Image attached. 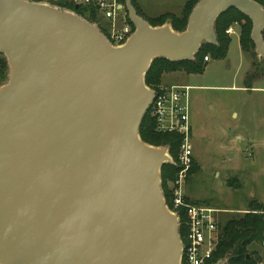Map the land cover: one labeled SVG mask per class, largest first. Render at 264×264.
<instances>
[{"label": "water", "instance_id": "1", "mask_svg": "<svg viewBox=\"0 0 264 264\" xmlns=\"http://www.w3.org/2000/svg\"><path fill=\"white\" fill-rule=\"evenodd\" d=\"M231 7L251 20L264 58L256 0H198L182 31L150 25L126 0L134 28L118 46L74 10L0 0L9 66L0 85V264H181L178 217L160 185L161 167L174 162L139 135L154 95L145 75L156 58L193 60L203 42L216 44L215 21Z\"/></svg>", "mask_w": 264, "mask_h": 264}, {"label": "rangeland", "instance_id": "2", "mask_svg": "<svg viewBox=\"0 0 264 264\" xmlns=\"http://www.w3.org/2000/svg\"><path fill=\"white\" fill-rule=\"evenodd\" d=\"M125 1L121 4V17L127 14ZM184 1L134 0L140 14L143 10L148 17H155L166 11L178 13ZM256 1L261 2L264 7V0ZM35 2L52 4V0ZM94 21L92 23L96 24L100 31H104L102 33L107 37L106 25L109 26V21L100 13L94 17ZM251 29L252 22L249 26L250 31ZM225 31L231 42L223 59H210L205 70L199 74L188 75L180 67L162 71L159 86L175 85L186 78V83L194 86L189 90L192 119L194 118L200 127L204 126L203 131H200L203 137L191 138V147L193 141L196 153L200 154V164H195L198 167L196 172L186 176L184 191L193 198H210L211 205L228 204L242 207L247 205L251 198L264 200V58L256 54L254 46L251 50L255 55L251 51L244 53V56L239 54L237 38L239 39L241 26L238 21L227 25ZM205 55L210 58L209 54ZM5 74L6 79L2 84L6 82L9 74L7 60ZM243 80L246 85H256L255 87L260 89L242 91L240 88H231L239 87ZM228 110L237 113L238 118L225 119ZM209 116H213L214 121L208 120ZM227 121L230 123L229 127ZM229 179H233L230 182L232 185H229Z\"/></svg>", "mask_w": 264, "mask_h": 264}, {"label": "trees", "instance_id": "3", "mask_svg": "<svg viewBox=\"0 0 264 264\" xmlns=\"http://www.w3.org/2000/svg\"><path fill=\"white\" fill-rule=\"evenodd\" d=\"M39 1V0H30ZM118 4H124V0H116ZM136 12L142 17V14L135 7L134 0H131ZM198 0H186L182 10L179 14L166 12L159 14L155 17H145L144 19L152 26L162 25L166 22L170 23L175 31L184 30L188 16ZM259 2V1H258ZM54 5L74 10L78 15L84 19L95 22L94 17L100 13L98 6L94 2L77 3L72 0L64 2L53 1ZM261 3V2H259ZM262 4V3H261ZM121 12V10L119 9ZM126 22H128L133 30V25L128 19V15L125 16ZM233 21H238L241 26L239 44L240 48L247 53L252 52L254 45L251 37L249 26L251 20L236 8L231 7L224 13L219 15L215 21V31L217 37V44L202 43L198 52L195 54L193 60H181L170 61L165 58H156L152 61L145 75V83L153 90H157L161 84V73L168 69L180 67L181 70L189 73H201L204 70L206 62L204 61L205 54H209L211 59H223L226 56L231 38L226 34V26ZM109 25V23H108ZM108 26L106 25V33L108 35ZM104 32V31H101ZM264 33V32H263ZM255 55V52H252ZM6 58L3 54H0V85L2 81L6 79ZM139 135L143 142L153 146H166L174 164L165 163L161 167V188L164 196L165 203L170 209L172 206V185L176 179L178 173V155L181 146V136L174 132H158L155 129V120L148 111L144 116L141 125L139 127ZM197 170L194 166L192 159V165L188 170L187 176ZM233 179L229 180L230 182ZM186 199L190 202L197 204H208L201 201H191L187 196ZM180 227L179 233L184 241L186 227L185 216L182 210L178 212ZM216 245L212 251L210 258L205 264H213L218 260H226L225 264H264V247L262 242L264 240V203L259 202L256 199H252L248 203L246 212L243 213H231L221 212L217 219L216 230ZM182 264L183 261H182Z\"/></svg>", "mask_w": 264, "mask_h": 264}, {"label": "built area", "instance_id": "4", "mask_svg": "<svg viewBox=\"0 0 264 264\" xmlns=\"http://www.w3.org/2000/svg\"><path fill=\"white\" fill-rule=\"evenodd\" d=\"M64 2L67 0H53ZM75 3L94 2L104 18L109 21L107 40L114 46L123 44L132 33V28L125 17L120 15L116 0H72ZM58 6V5H56ZM60 7V6H58ZM63 8V7H61ZM207 61L208 57L205 56ZM189 90L182 84L159 86L153 90L154 95L148 111L155 120L158 132H174L181 136L178 155V173L172 185V206L170 211L178 217L183 211L185 216V237L181 240V264H205L216 245L218 210L205 204H197L186 199L184 182L192 165L191 128L189 123ZM147 111V112H148ZM167 205V204H166ZM264 247V240L262 242Z\"/></svg>", "mask_w": 264, "mask_h": 264}, {"label": "crops", "instance_id": "5", "mask_svg": "<svg viewBox=\"0 0 264 264\" xmlns=\"http://www.w3.org/2000/svg\"><path fill=\"white\" fill-rule=\"evenodd\" d=\"M186 2V0L184 1V3ZM184 3H183V5H184ZM183 7V6H182ZM182 7H181V10H182ZM181 10L179 11V12H181ZM166 12H170V11H166ZM166 12H163V13H166ZM178 12V13H179ZM171 13H174V14H178L177 12H171ZM160 14H162V13H160ZM159 15V14H158ZM145 17H148V15L145 13V11H143L142 10V18H145ZM170 24V23H169ZM237 41H238V45H239V54L241 55V56H244L243 54L245 53L241 48H240V44H239V39L237 38ZM231 42V41H230ZM228 49H229V47H228ZM227 52H228V50H227ZM227 54V53H226ZM210 59L211 58H209L208 57V60L207 61H205L206 62V64H207V62H209L210 61ZM206 64H205V67H206ZM205 67H204V70H205ZM203 70V71H204ZM202 71V72H203ZM201 72V73H202ZM190 74H199V73H189L188 75H190ZM187 74H186V76L185 77H187L188 76ZM186 78H184V81H179V83L178 84H182V85H187V86H189L190 87V89L192 88V87H194V86H191V85H189L188 83H186ZM256 85H253V86H249V85H246L245 83H244V80H243V83H241L240 84V86L239 87H237V86H231V88L232 89H238V88H240V90H242V91H251V90H257V89H260V88H258V87H255ZM190 112V111H189ZM225 119H227L228 117L229 118H238V114L237 113H235V112H233V111H231V110H228L227 112H226V114H225ZM214 119V117L213 116H209L208 117V120H212V121H214L213 120ZM224 119V118H223ZM224 119V120H225ZM189 123H190V128H191V138H199V137H203L204 135H203V133L201 132L200 133V131L202 130L203 131V129H204V126H202V127H200L196 122H195V120H194V118L192 119V113L190 112L189 113ZM214 123H212V125H213ZM226 124H227V126L229 127L230 126V123L227 121L226 122ZM211 125V126H212ZM212 129L210 128V131H211ZM193 141H192V159H194L193 160V162H194V166H195V164L196 165H198V163L200 164V154H198V153H196V151H195V149H194V146H193ZM196 167V166H195ZM197 169H198V167H196ZM197 171V170H196ZM195 171V172H196ZM194 174V173H193ZM191 177V176H190ZM190 177H189V179H190ZM230 180V179H229ZM188 182V181H187ZM184 184H185V182H184ZM187 184V183H186ZM185 187H186V185H185ZM186 191H184V193H185ZM185 195L191 200V201H201V202H205V203H208V204H205V205H207V206H210V207H212V208H214V209H216V210H218V212L219 213H221V212H230V211H238V213H243V212H246L247 211V208H248V204L247 205H245V206H242V207H237V206H233V205H228V204H222V205H211L212 204V201H211V199L210 198H202V199H198V198H193V197H190V195H189V193L188 192H186L185 193ZM252 199H256V200H258L259 202H262V203H264V200H260V199H257V198H251L249 201H251ZM249 201H248V203H249ZM219 215V214H218ZM264 263V262H263Z\"/></svg>", "mask_w": 264, "mask_h": 264}]
</instances>
